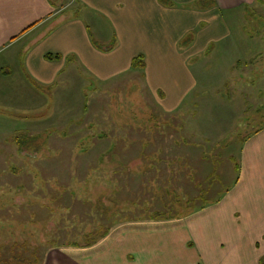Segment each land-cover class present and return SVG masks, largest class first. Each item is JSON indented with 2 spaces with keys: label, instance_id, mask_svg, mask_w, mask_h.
<instances>
[{
  "label": "rangeland",
  "instance_id": "1",
  "mask_svg": "<svg viewBox=\"0 0 264 264\" xmlns=\"http://www.w3.org/2000/svg\"><path fill=\"white\" fill-rule=\"evenodd\" d=\"M70 3L76 14L81 3ZM225 14L232 36L190 59L196 84L176 112L133 70L101 84L83 69L75 82L35 89L40 104H0V264L207 263L244 237L238 203L222 201L264 126V78L251 81L264 57L244 49L264 45V3ZM91 33L99 49L111 45ZM202 211L198 244L181 225Z\"/></svg>",
  "mask_w": 264,
  "mask_h": 264
},
{
  "label": "crops",
  "instance_id": "2",
  "mask_svg": "<svg viewBox=\"0 0 264 264\" xmlns=\"http://www.w3.org/2000/svg\"><path fill=\"white\" fill-rule=\"evenodd\" d=\"M72 1L81 3L76 14L69 12ZM257 3L262 4L257 0H211L210 6L207 0H0V104L9 102L23 109L30 108L36 99L40 104L43 96H36L35 89L52 90L58 83L75 82L77 71L81 73L83 69L90 79L101 84L133 70L144 75L153 98L165 113L171 114L184 105L194 90L196 80L188 68L190 59L209 52L212 41L224 44L231 38L225 11ZM195 5L202 10H195ZM89 28L111 45L96 47ZM260 40L264 41V36ZM244 49L252 58L264 57V45ZM257 51L262 52L258 55ZM47 56L58 57L50 60ZM138 56L144 57L143 71L131 68L133 58ZM260 65L251 64L252 83L264 78ZM78 79L81 82L80 76ZM229 200L238 203L235 213L246 218L248 230L244 237L227 240L225 248L218 247V256L213 260L206 263L201 258L193 264H261L264 126L246 142L241 176L222 202ZM208 212L202 211L181 225L190 227L198 244L196 228ZM209 220L214 225L220 222L216 214ZM231 221L235 227L239 225L234 216ZM134 230L122 232L126 236Z\"/></svg>",
  "mask_w": 264,
  "mask_h": 264
},
{
  "label": "trees",
  "instance_id": "3",
  "mask_svg": "<svg viewBox=\"0 0 264 264\" xmlns=\"http://www.w3.org/2000/svg\"><path fill=\"white\" fill-rule=\"evenodd\" d=\"M257 2L259 3H264V0H257ZM208 5L210 6L211 4V0H207ZM189 38H187L184 43H188ZM58 56H47L48 59L52 60L54 58H57ZM146 65H145V61H144V57L143 56H138L133 58L132 63H131V68L132 69H141L142 71L145 69ZM30 81L35 85L38 86L34 81H32L30 79ZM39 88V87H38ZM32 257L34 255V253L32 252ZM37 260V259H36ZM34 259V262H29V259H23V260H18L17 264H38V262ZM261 264H264V257L261 260Z\"/></svg>",
  "mask_w": 264,
  "mask_h": 264
}]
</instances>
